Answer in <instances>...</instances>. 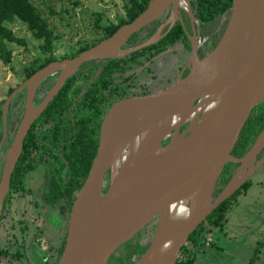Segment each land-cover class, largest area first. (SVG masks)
I'll return each mask as SVG.
<instances>
[{
  "label": "water",
  "instance_id": "water-1",
  "mask_svg": "<svg viewBox=\"0 0 264 264\" xmlns=\"http://www.w3.org/2000/svg\"><path fill=\"white\" fill-rule=\"evenodd\" d=\"M182 6L194 18L189 0H151L131 23L74 58L38 70L12 93L3 107L0 213L27 132L65 81L88 62L122 59L158 43L181 15ZM170 7L167 33L162 25L140 45L124 49L132 36L161 19ZM229 12L219 43L204 58H198L193 42L186 74L128 96L108 113L70 212L59 264H111L121 247L152 224L154 235L135 264H176L190 236L264 164V157L256 162L264 150V131L244 157L232 154L252 111L264 104V0H233ZM58 70L61 75L46 103L34 108L37 87ZM24 87L26 117L3 153L9 105ZM230 163L239 168L212 201Z\"/></svg>",
  "mask_w": 264,
  "mask_h": 264
},
{
  "label": "flooded vegetation",
  "instance_id": "flooded-vegetation-1",
  "mask_svg": "<svg viewBox=\"0 0 264 264\" xmlns=\"http://www.w3.org/2000/svg\"><path fill=\"white\" fill-rule=\"evenodd\" d=\"M189 1L194 18L182 6L179 7L181 15L176 16L173 25L174 27L178 23L181 24L186 34L185 40L167 45L164 50L141 63L127 64L129 67L125 68L124 73L120 72V68L114 67L112 77H108L106 85L100 84L99 89L93 90L86 101H84V96L94 84L96 73L103 71L104 66L112 60H98L84 64L65 81L60 91L35 119L24 139L23 151L19 159H22L21 177L14 185L11 179L10 191L0 213V236L2 235L4 242L3 245L0 243V264H59L70 216V213L68 215V177L70 161L74 154L72 148L74 139L75 143H81L84 140L93 145L96 142L99 146L104 120L122 97L156 88L186 74L190 68L193 42L195 41L197 45L198 58L202 59L212 51L215 40L221 37L226 29L229 11L222 16L213 35L206 36L200 20L196 17L195 0ZM171 14L172 7L163 14L161 19L140 32L144 35L151 30L155 32L160 26L166 25L163 34L167 33L172 24ZM127 48H130L128 43L124 49ZM162 53L164 55L160 56ZM77 55L79 54L60 60L53 59L42 65L36 62L38 68L27 65L25 68L27 73L13 88V92L24 86L38 70L51 63H63ZM96 66L97 68L92 72ZM61 72L62 70L55 71L37 87L32 102L34 108L46 103ZM72 78L75 79L70 83L73 90H68V84ZM78 86H81V90L74 96ZM12 93L8 94L6 100ZM27 109L28 87H24L9 105L7 137L3 149L5 153L16 131L24 123ZM187 127H183L181 132ZM169 142L168 139L163 142V145ZM263 157L264 150L256 162ZM106 185L109 184L106 182ZM155 228L156 224H152L149 228L150 232L154 233ZM142 231L136 239L141 237ZM127 256L128 254H124L120 257L116 253L114 258L126 259ZM137 261L127 264H135ZM111 264L119 263L112 260Z\"/></svg>",
  "mask_w": 264,
  "mask_h": 264
},
{
  "label": "trees",
  "instance_id": "trees-1",
  "mask_svg": "<svg viewBox=\"0 0 264 264\" xmlns=\"http://www.w3.org/2000/svg\"><path fill=\"white\" fill-rule=\"evenodd\" d=\"M42 2L53 3L58 0H40ZM151 0H129L125 6V17L120 18L117 22L105 21L102 13H96L97 20L95 22V28L98 30V38L93 40L89 45L82 46L77 54L97 45L102 40L113 35L121 26L131 23L141 13H143L148 7ZM233 4V0H195L194 8L196 17L200 20L202 29L206 36H212L214 30L219 25L222 16L230 11ZM17 21L27 25L29 31L33 34L37 40L44 41L43 49L45 52H52L54 41L56 40L55 34L50 27V23L43 17L41 10L35 6L31 0H0V59L9 64L12 62L13 53L9 49L8 44H15L19 46H26V40L19 38L14 30L7 24H15ZM154 30H151L147 34L142 35L143 32H138L128 42V47L138 46L147 40ZM222 37V36H221ZM221 37L219 36L215 40L213 49L219 43ZM186 39V34L180 23L175 25L171 31L158 43L151 45L141 51L133 53L131 56L125 59L112 60L104 66L103 71H98L94 79V84L90 88L89 92L84 96V101L91 96L93 90L99 89V85L103 83V86L108 82V77H112L113 68H120V72L124 73L127 64L129 63H141L161 52L167 45H172L176 42ZM212 49V50H213ZM54 58H50L47 62H50ZM41 68V67H40ZM97 68L94 67L92 72ZM74 78L69 81L68 90H73L70 83L74 82ZM14 89H11L8 94L12 93ZM81 90V86H78L75 90L74 96ZM134 95V94H132ZM131 96V95H130ZM128 97V96H126ZM122 97V99L126 98ZM6 100L0 102V142L4 134V121H3V107ZM15 103V101L13 100ZM80 107V105H79ZM264 131V104L255 108L249 118L247 119L239 140L232 151V154L237 158H242L251 149L258 136ZM72 148L74 150L73 157L70 161V175L68 177V215L72 210L73 203L75 201L77 193L80 191L84 184V181L88 175L93 159L98 150L97 143H87L82 140L81 143H75L73 141ZM22 159L16 165V168L12 175V184L20 179L22 172ZM4 159H0V179L3 171ZM239 164L230 163L226 165L223 170L216 188L213 192L212 201L218 197L230 179L236 173V169ZM107 184H109V178H107ZM251 185V180H248L231 198L223 202L214 212H212L206 221H204L198 229L190 236L187 245L183 247L180 252L178 261L176 264H194L196 261L197 253L202 250L204 245V239L206 235L212 234L217 228H223L226 217L234 204V200L237 199L247 188ZM108 186V185H107ZM65 242L63 244L62 252ZM149 244L140 245L139 243L130 244L126 246L127 258L112 260L117 261L119 264H127L128 262L137 261L147 250ZM212 246V245H211ZM61 252V253H62Z\"/></svg>",
  "mask_w": 264,
  "mask_h": 264
},
{
  "label": "rangeland",
  "instance_id": "rangeland-1",
  "mask_svg": "<svg viewBox=\"0 0 264 264\" xmlns=\"http://www.w3.org/2000/svg\"><path fill=\"white\" fill-rule=\"evenodd\" d=\"M31 1L49 21L56 40L52 52H45L44 41L35 39L27 25L20 21L7 24L19 38L26 40V46L8 44L13 53L12 62L5 64L0 59V102L6 100L9 91L22 81L27 65L38 68V62L42 65L50 58L60 60L74 56L82 46L98 38L95 14L102 13L105 21L117 22L125 17L124 6L129 0ZM249 180L251 185L234 200L223 228L212 232L214 246L204 247L207 248L204 258H210L206 264H264V164ZM153 235L149 228L144 229L140 238H132L117 254L120 257L127 254L126 246L130 244H149ZM210 254L215 258L209 257ZM202 259L199 258V264L205 262Z\"/></svg>",
  "mask_w": 264,
  "mask_h": 264
},
{
  "label": "crops",
  "instance_id": "crops-1",
  "mask_svg": "<svg viewBox=\"0 0 264 264\" xmlns=\"http://www.w3.org/2000/svg\"><path fill=\"white\" fill-rule=\"evenodd\" d=\"M214 242H215V240H214ZM214 242H213V244H212V246L211 247H213L214 246ZM210 248V247H209ZM208 248V249H209ZM205 250H207V248H203L202 250H200L198 253H197V255H196V261H195V263L194 264H199V258H203L201 261H205L203 264H206L208 261H209V259L210 258H204L205 256H206V254L207 253H205L204 251ZM209 256V255H208ZM212 256V258L214 259L215 258V255H211L210 254V256L209 257H211Z\"/></svg>",
  "mask_w": 264,
  "mask_h": 264
},
{
  "label": "built area",
  "instance_id": "built-area-1",
  "mask_svg": "<svg viewBox=\"0 0 264 264\" xmlns=\"http://www.w3.org/2000/svg\"><path fill=\"white\" fill-rule=\"evenodd\" d=\"M213 241H214L213 235L208 234V235H206L203 243H204L205 247H209L212 245Z\"/></svg>",
  "mask_w": 264,
  "mask_h": 264
}]
</instances>
